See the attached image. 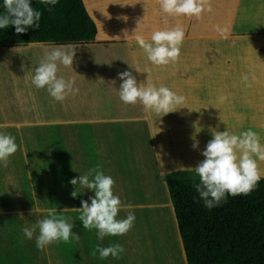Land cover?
Instances as JSON below:
<instances>
[{"label": "rangeland", "instance_id": "obj_1", "mask_svg": "<svg viewBox=\"0 0 264 264\" xmlns=\"http://www.w3.org/2000/svg\"><path fill=\"white\" fill-rule=\"evenodd\" d=\"M62 45L74 46L75 56L73 68L58 65L57 76L74 79L79 92L57 102L46 88L38 89L32 84V76L45 52ZM90 50L92 47L80 42L0 45V133L14 136L18 145L7 167L0 163V238L23 249L16 251V256L27 250L31 263L70 261L73 238L68 243L58 241L46 246L47 257L44 250L36 247L38 230L31 240L23 236L22 229L46 217L48 208L69 217L73 233L82 240L88 239L90 232L96 234L95 229H84L79 213L71 210L82 207L81 200L90 203L88 198L94 193L77 186L81 194L73 198L75 186L70 181L97 165L115 181L113 193L121 200L117 219L126 218L132 211L136 218L133 227L143 231L157 229L170 236L171 228L178 229L165 174L189 168L170 170L161 159L166 153L174 156L178 151L172 145L165 147L169 138L161 137L169 131L173 134V124L152 123L154 113L145 112L142 104H124L119 99L122 81L118 71L131 68L126 60L121 62V68L109 65L121 61V55L115 54L120 48L113 51V46L105 45L102 52H106L95 55H89ZM181 61L177 60L176 65H183ZM142 65L157 67L147 59L142 60ZM143 116L150 117L148 123L140 118ZM220 124L192 126L194 133L196 128L201 129L196 134L202 132L204 136L218 126L221 128L217 131L227 127L232 131L230 123ZM109 130L111 134L103 133ZM65 208L69 210L63 211Z\"/></svg>", "mask_w": 264, "mask_h": 264}, {"label": "crops", "instance_id": "obj_2", "mask_svg": "<svg viewBox=\"0 0 264 264\" xmlns=\"http://www.w3.org/2000/svg\"><path fill=\"white\" fill-rule=\"evenodd\" d=\"M83 2L96 24L93 39L80 42L92 47L87 52L89 55L104 54L106 51L102 52V49H105V45L113 46V51L120 48L115 54H120L122 59L109 63L111 68L117 65L121 68V62L126 60L131 67L129 71L138 84L147 83L149 79L157 87L166 86L186 98L183 108L163 117L154 113L152 123L173 124V134H169V131L166 136H161L170 140L167 139L169 143L165 147L172 145L178 149L175 152L181 153L180 156L174 149V156L166 153L161 158L164 166H169L170 170L195 168L204 159L201 153L213 138L212 132L207 133L208 136H204L202 132L194 133L192 125L195 123H230L236 134L252 129L259 134L261 143L264 144V0H210L212 11H205L200 20L195 17L167 16L159 10L156 0ZM139 20L142 21L138 26ZM177 24L182 25L185 31L178 59L182 60L183 65H176L177 61L166 66L142 65V60L147 58L135 42L134 36L139 34L149 39L154 30L172 28ZM216 26L226 31L221 34ZM124 30L128 32L127 39L124 37ZM45 43L33 42L28 45ZM196 59L198 65H195ZM122 70L127 71V68H121L120 71ZM98 71L104 74L102 69ZM242 74L249 76L250 87L245 86ZM221 95L228 96L224 103H220L218 99ZM140 118L148 123L150 117ZM176 124L183 125L177 127ZM220 128L218 126L219 130ZM175 129L182 133L177 134ZM110 132L112 131L103 133L111 134ZM194 134L199 141L196 149L192 147ZM259 167L264 170V162H259ZM93 234L90 232L88 239L85 237L82 240L80 235L79 241L73 239L69 264H192L186 260L179 230L175 228H171L170 236L162 230L143 231L136 227H132L123 236L105 237L103 240H98L96 234ZM115 243L121 244L125 249L119 259L108 257L101 260L99 254L96 257L91 255L97 244L107 247ZM46 249L47 247L43 252L47 254ZM19 250L17 244L0 238V264H40L39 260L31 263V255L25 249L23 255L16 256V251ZM42 264H46L45 261Z\"/></svg>", "mask_w": 264, "mask_h": 264}, {"label": "clouds", "instance_id": "obj_3", "mask_svg": "<svg viewBox=\"0 0 264 264\" xmlns=\"http://www.w3.org/2000/svg\"><path fill=\"white\" fill-rule=\"evenodd\" d=\"M156 2L162 13L172 17H195L200 20L205 11H212L210 0H156ZM40 3L46 7L55 6L58 0H40ZM3 9L4 12L0 13V29L14 26L17 34L25 33L30 28L39 29L42 13L32 7L31 0H3ZM142 20L138 21V26ZM216 30L221 34L226 31L219 26H216ZM124 37L125 39L128 37L127 30H124ZM184 37L183 26L177 24L172 28L154 30L149 39L139 34H136L134 39L148 61L156 66H166L179 59ZM74 56L75 49L72 45L55 46L51 51H46L35 68L32 84L38 89L46 88L57 102L64 101L69 95L77 94L79 89L74 87V79L66 80L57 76L58 65L73 68ZM118 76L122 81L118 91L119 99L124 104L135 105L139 102L145 112L155 113L159 117L183 108L182 105L185 104L186 98L183 95H178L166 86L157 87L149 79L147 83L138 84L135 76L129 71L118 73ZM242 81L246 87L251 86L247 74H242ZM218 99L220 103H224L228 96L221 95ZM199 131L201 129L196 128V132ZM211 132L213 138L207 142L201 153L204 159L195 168H189L195 172L199 180L195 188L209 210L219 206L229 195L235 197L249 194L264 176V170L259 167V162H264V144L261 143L257 132L248 129L236 134L228 127L224 131L212 129ZM192 139L194 141L192 147L198 148L199 141L196 140L195 134ZM17 150L15 137L0 133V163L4 167H7L9 157ZM70 183L75 186L71 193L73 198L81 194L77 186L94 193V196L88 198L90 203L88 200H81L82 207L71 210L79 213L78 220L82 222L84 229L96 230L98 240L123 236L133 227L136 218L132 211L128 212L126 218L117 219L121 210V200L113 193L115 181L111 176L105 175L99 165L90 168L86 174L71 179ZM126 207L130 209L131 205ZM68 210L65 208L63 211ZM69 220V217L58 214L56 208H48L46 217L37 220L31 228L22 229L23 236L31 240L38 230L36 247L40 250L58 241L68 243L70 238L79 241L80 236L73 233L74 224ZM124 251V247L119 243L107 247L97 244L91 255L96 257L99 254L101 260L108 257L119 259Z\"/></svg>", "mask_w": 264, "mask_h": 264}, {"label": "trees", "instance_id": "obj_4", "mask_svg": "<svg viewBox=\"0 0 264 264\" xmlns=\"http://www.w3.org/2000/svg\"><path fill=\"white\" fill-rule=\"evenodd\" d=\"M31 5L42 13L39 29L21 34L14 26L0 29V44L93 39L96 24L83 0H58L48 7L31 0ZM165 175L187 262L264 264V176L249 194L229 195L209 210L196 191L199 180L193 170H172Z\"/></svg>", "mask_w": 264, "mask_h": 264}]
</instances>
